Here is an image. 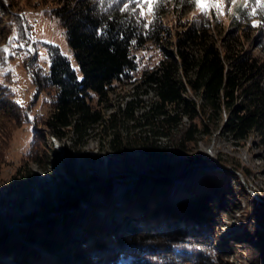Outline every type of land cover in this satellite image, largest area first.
<instances>
[{"label": "trees", "instance_id": "trees-1", "mask_svg": "<svg viewBox=\"0 0 264 264\" xmlns=\"http://www.w3.org/2000/svg\"><path fill=\"white\" fill-rule=\"evenodd\" d=\"M49 1L54 6L46 13L57 18L65 30L81 75L53 43L47 44L48 69L35 56H25L24 62L31 67L36 93L52 94L44 129L64 143L67 155L80 152L89 139L104 132L107 147L117 156L124 155L132 141L157 156L162 149L158 143L161 138L179 139L177 146L186 148L197 134H210L208 125L216 116L222 119L223 114L221 131L235 143L256 134L264 147V58L246 50L243 34L231 32L224 37L215 11L200 13V18L181 23L173 32L164 19L169 12L180 19L186 16L195 8L189 0H161L151 20L140 15L133 0ZM0 7L3 9L2 0ZM254 8L256 14L251 15ZM13 17L18 21L17 12ZM232 21L237 32L240 25L260 31L258 45L264 54V11L256 2L250 0L238 8ZM148 43L159 48L162 57L134 79L138 67L135 50ZM129 82L134 84L133 91L114 105V83ZM2 87L7 109H17L21 115L23 106L17 103L11 87ZM184 118L187 127L180 128ZM198 118L200 130L193 122ZM33 162L45 168L35 157ZM27 167L23 162L10 177L12 191L34 181L26 174ZM140 201L146 217L131 218L130 228L115 224L117 229L111 234L94 218L89 219L85 230L91 240L75 251L79 252L80 264H212L214 254L207 238H196L206 237L201 224L207 218L208 206L201 198L184 200L178 206L157 200L155 206L148 207ZM69 214H65L67 219H72L74 214ZM50 230V237L44 241L56 246L57 237ZM32 235L34 240L40 237ZM199 240L202 245H198ZM120 254L134 258L124 262ZM24 259L20 262L30 263Z\"/></svg>", "mask_w": 264, "mask_h": 264}, {"label": "rangeland", "instance_id": "rangeland-1", "mask_svg": "<svg viewBox=\"0 0 264 264\" xmlns=\"http://www.w3.org/2000/svg\"><path fill=\"white\" fill-rule=\"evenodd\" d=\"M2 2L0 49L7 46L14 55L5 58L0 51V264H23L22 257L29 264H80L79 252L75 251L91 240L85 230L89 219L94 218L113 234L115 224L130 228L131 218L146 217L141 199L152 207L157 200L178 206L198 197L208 210L201 224L206 237L196 238H207L214 254L212 264H264V147L257 135L235 143L221 131L223 114L222 119L216 116L208 125L210 134H197L186 148L177 146L179 139L161 138L158 143L162 149L157 156L149 155L133 141L127 144L124 155L117 156L107 147L104 132L89 139L80 152L67 155L64 143L44 129L52 94L36 93L31 67L24 62L26 49L34 46L37 62L48 69L47 44L53 43L60 46L81 75L65 30L57 18L46 13L54 6L49 0ZM220 3L223 14L213 11L221 23L222 35L243 34L241 41L246 50L264 58L258 45L260 31L240 25L237 32L232 21L237 9L245 6V0ZM144 11L151 20L153 13L148 12L147 6ZM16 12L18 21L13 17ZM200 13L195 7L180 19L169 12L164 21L175 32L181 23L200 18ZM14 33L18 39L10 44ZM135 55L138 67L134 79L157 64L162 52L148 43L135 50ZM3 85L11 87L17 101H23L21 115L17 109H7ZM114 85L111 102L117 105L133 91L134 84ZM186 120L180 128L187 127ZM193 122L202 129L199 118ZM34 157L45 168L36 165ZM195 157L201 160L196 162ZM23 162L28 166L26 174L34 181L12 191L8 182ZM68 212L74 214L72 219H67ZM49 222L51 225H47ZM48 229L57 237L56 246L44 241L50 237ZM32 233L40 237L34 240ZM200 240L198 245L203 244ZM133 258L129 254L119 255L124 262Z\"/></svg>", "mask_w": 264, "mask_h": 264}, {"label": "snow or ice", "instance_id": "snow-or-ice-1", "mask_svg": "<svg viewBox=\"0 0 264 264\" xmlns=\"http://www.w3.org/2000/svg\"><path fill=\"white\" fill-rule=\"evenodd\" d=\"M190 3L193 4L194 7L198 8L200 12L204 15H208L211 11L215 10L216 12L223 14V9L221 8L220 0H189ZM256 5L261 8V11H264V0H255ZM133 3L140 8V15H145L144 8L147 6L148 12L153 13L155 12V8L160 6L161 0H133ZM232 4L236 3V0H231ZM245 6H247V0H245ZM124 10H128V5L125 4ZM251 15L256 14L255 8L250 13ZM253 26H257L256 22H254ZM18 39V36L14 33L12 37L9 38V43L11 44L12 41ZM16 45H13L15 47ZM20 47H24V45H19ZM5 54V58L8 55H14L10 51V49L5 46L3 49H0ZM31 51V49H29ZM18 104L23 106V101H17Z\"/></svg>", "mask_w": 264, "mask_h": 264}, {"label": "built area", "instance_id": "built-area-1", "mask_svg": "<svg viewBox=\"0 0 264 264\" xmlns=\"http://www.w3.org/2000/svg\"><path fill=\"white\" fill-rule=\"evenodd\" d=\"M29 49H31V51H29ZM26 50H27V55H28L29 57H33V56L35 55V53H36V49H35L34 46H30V47H28ZM17 56H18V57H21V53L18 52V53H17Z\"/></svg>", "mask_w": 264, "mask_h": 264}]
</instances>
